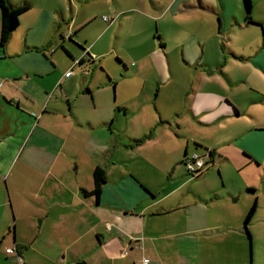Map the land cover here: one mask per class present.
I'll return each instance as SVG.
<instances>
[{
  "label": "crops",
  "instance_id": "crops-1",
  "mask_svg": "<svg viewBox=\"0 0 264 264\" xmlns=\"http://www.w3.org/2000/svg\"><path fill=\"white\" fill-rule=\"evenodd\" d=\"M251 1L250 18L243 0L170 2L186 5L196 34L217 15L223 44L198 37L202 50H189L192 74L183 78L166 71L169 44L150 43L163 74L145 76L142 64L126 76L142 82L128 95L152 98L148 84L158 99L168 85L173 92L131 132L141 109L117 98L98 112L96 97L92 110L98 77L74 78L77 67L91 75L105 33L79 43L76 59L55 24L58 2L9 0L29 9L0 44V264H264V0ZM234 35H253L251 48L231 45ZM83 94L85 108L75 106ZM192 152L206 160L196 176L184 163ZM214 165L223 186L195 188ZM98 167L106 176L99 197Z\"/></svg>",
  "mask_w": 264,
  "mask_h": 264
},
{
  "label": "rangeland",
  "instance_id": "rangeland-1",
  "mask_svg": "<svg viewBox=\"0 0 264 264\" xmlns=\"http://www.w3.org/2000/svg\"><path fill=\"white\" fill-rule=\"evenodd\" d=\"M171 1L50 0L54 4L58 2L62 9L57 14L55 24L56 26L57 24L60 25L61 31L67 38L66 49L74 58L78 59L84 53L79 43L90 46L89 44L94 38L105 33L102 41L97 45V49L100 50V53L102 52V55L98 56L96 63H92L89 67L91 75H84L80 68L77 67L74 78L82 79L81 83L86 84L93 81V76L95 78L98 77L97 80L94 79V87L92 86L95 96L93 97V101H90L91 105L88 103L92 107V110L96 97L99 104L98 112L105 109L103 107L110 100L116 103L117 98H120V100L124 98L125 100L123 101L127 99V105H133V108L138 107L139 110L141 109L143 113L131 121V132L138 129L135 126L148 120L149 115H155L157 108L162 107L165 109L168 97L173 92L171 86L168 85L166 88H163L162 95L158 99L157 88L152 91L148 84L145 92L149 93L150 91L152 98L145 100L139 97L134 100L128 95L131 88L134 89L138 84L142 85V82L135 77H133L134 79H131L132 77L129 79L126 76H129V72L135 74L142 64L145 66L143 70V75L145 76L147 75L156 79L163 74L160 62L156 59V54L150 52L151 45L155 44V40L169 44L170 70L167 67L166 71L183 78H187L192 74V70L186 65L187 62L185 60L186 57H189V50L196 45L199 46L200 51L202 50L198 37L201 36L208 39L209 43L218 42L219 44H223V41L218 36H214L215 26L219 22L217 15H213L211 12L208 16L207 31H204L202 34H196L191 29L190 23L193 22L191 20L193 18L192 14L186 11V5L183 4L178 8L176 4H171ZM232 5L233 3L231 2V8ZM135 6L136 8H132ZM164 15H166L165 18L160 20L151 18V16H159L160 18ZM105 17H110L111 20L115 18L113 24L109 27L107 26L108 23L103 19ZM89 21L90 23L87 24ZM105 29L107 30L105 31ZM73 33L74 36L70 39L69 35ZM165 33L168 39L164 36ZM55 35L56 37L58 36L57 34ZM223 35L221 34V36ZM232 38L231 42H229L231 45L233 44L240 49H250L254 37L253 35H234ZM69 53L64 52V55H60L63 65L68 64V59L72 60ZM114 81L117 83V86L114 85ZM136 91L138 90L136 89ZM85 101H87L86 95L83 94L76 100L75 106H83L85 108ZM214 170L215 175L213 173ZM216 170L217 165H214L203 178L195 179V188L205 189L210 184L223 186L218 175H216L218 173ZM188 177L192 178V175L188 174ZM259 187L260 185L252 186V188L256 189ZM262 187H264V183Z\"/></svg>",
  "mask_w": 264,
  "mask_h": 264
},
{
  "label": "trees",
  "instance_id": "trees-1",
  "mask_svg": "<svg viewBox=\"0 0 264 264\" xmlns=\"http://www.w3.org/2000/svg\"><path fill=\"white\" fill-rule=\"evenodd\" d=\"M243 1L247 12V16L248 18H250L252 1L251 0H243ZM0 9L2 14V30L0 35V44H5L9 40L12 32L18 27L20 15L29 9V5L23 4L20 6H13L9 3V0H0ZM87 57L92 58V56L89 53L87 54ZM145 138L146 136L140 139L139 141H143ZM94 177H95L96 185L92 193L95 194L97 197H99L101 193V185L106 180L105 171L100 167L96 168L94 172ZM256 207H257V203L255 201L252 207L250 208L245 219L246 230H248V224L250 223L255 213ZM74 264H87V263L84 261L83 262L80 261Z\"/></svg>",
  "mask_w": 264,
  "mask_h": 264
},
{
  "label": "built area",
  "instance_id": "built-area-1",
  "mask_svg": "<svg viewBox=\"0 0 264 264\" xmlns=\"http://www.w3.org/2000/svg\"><path fill=\"white\" fill-rule=\"evenodd\" d=\"M106 20H109V17H105ZM88 52H86V55ZM78 60L77 62H79ZM73 73V70H69L66 72V76H70ZM185 166L190 174L196 176L200 174L206 167L205 156L198 152H192L188 154L184 159ZM9 253L14 252V248L7 249ZM149 262V258H144L142 262H136L135 264H147Z\"/></svg>",
  "mask_w": 264,
  "mask_h": 264
}]
</instances>
